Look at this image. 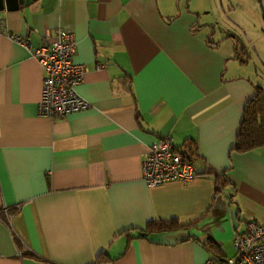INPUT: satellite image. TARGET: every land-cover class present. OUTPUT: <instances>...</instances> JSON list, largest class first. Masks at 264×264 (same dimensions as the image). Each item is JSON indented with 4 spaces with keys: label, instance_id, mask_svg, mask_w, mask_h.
Returning <instances> with one entry per match:
<instances>
[{
    "label": "crops",
    "instance_id": "obj_1",
    "mask_svg": "<svg viewBox=\"0 0 264 264\" xmlns=\"http://www.w3.org/2000/svg\"><path fill=\"white\" fill-rule=\"evenodd\" d=\"M201 3L0 10V264H95L100 253L105 264H203L215 248L232 254L246 220L264 225V146L231 149L255 83L226 74L234 47L199 22ZM56 26L73 32L72 60L86 67L74 90L90 106L51 118L39 113L42 70L24 41ZM161 136L194 142L192 178L141 179ZM168 218L179 227L147 230Z\"/></svg>",
    "mask_w": 264,
    "mask_h": 264
},
{
    "label": "built area",
    "instance_id": "obj_2",
    "mask_svg": "<svg viewBox=\"0 0 264 264\" xmlns=\"http://www.w3.org/2000/svg\"><path fill=\"white\" fill-rule=\"evenodd\" d=\"M24 45L42 70L39 113L55 118L90 106L89 101L74 90L86 67L72 60L75 38L70 29L56 26L52 34L46 33L38 44L31 45L25 40ZM194 174L189 154L166 136L148 144L142 155L140 175L147 186L168 180L185 182ZM2 211L5 212L6 207ZM231 245L232 254L208 255L203 264H264V225L246 220L243 232L232 236Z\"/></svg>",
    "mask_w": 264,
    "mask_h": 264
},
{
    "label": "rangeland",
    "instance_id": "obj_3",
    "mask_svg": "<svg viewBox=\"0 0 264 264\" xmlns=\"http://www.w3.org/2000/svg\"><path fill=\"white\" fill-rule=\"evenodd\" d=\"M191 1L197 5L202 2L199 22L216 26L211 38L218 39L226 33L220 47L226 49L228 44V51L230 45L234 47L233 52L230 51L234 57L226 60V74L249 77L264 89V10L261 0ZM199 32L203 33L204 29Z\"/></svg>",
    "mask_w": 264,
    "mask_h": 264
},
{
    "label": "trees",
    "instance_id": "obj_4",
    "mask_svg": "<svg viewBox=\"0 0 264 264\" xmlns=\"http://www.w3.org/2000/svg\"><path fill=\"white\" fill-rule=\"evenodd\" d=\"M194 142L191 140L183 141L181 146L189 158L195 154L193 151ZM264 146V90L259 84L253 85V92L244 102L239 125L235 134L232 150H247L253 147ZM179 224L171 218L159 219L147 222L146 228L153 230H171L178 228ZM208 243V242H207ZM212 256L219 257L217 248L210 253ZM107 257L100 253L95 258V264H105Z\"/></svg>",
    "mask_w": 264,
    "mask_h": 264
},
{
    "label": "water",
    "instance_id": "obj_5",
    "mask_svg": "<svg viewBox=\"0 0 264 264\" xmlns=\"http://www.w3.org/2000/svg\"><path fill=\"white\" fill-rule=\"evenodd\" d=\"M33 0H0V10H15L21 5H27Z\"/></svg>",
    "mask_w": 264,
    "mask_h": 264
},
{
    "label": "bare ground",
    "instance_id": "obj_6",
    "mask_svg": "<svg viewBox=\"0 0 264 264\" xmlns=\"http://www.w3.org/2000/svg\"><path fill=\"white\" fill-rule=\"evenodd\" d=\"M167 137V136H166ZM180 147V146H179Z\"/></svg>",
    "mask_w": 264,
    "mask_h": 264
}]
</instances>
